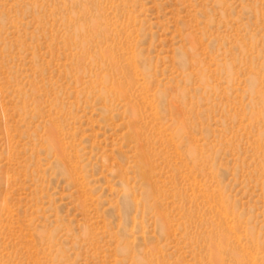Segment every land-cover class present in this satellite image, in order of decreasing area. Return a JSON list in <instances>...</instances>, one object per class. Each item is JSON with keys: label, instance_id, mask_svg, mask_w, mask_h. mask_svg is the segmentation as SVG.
Wrapping results in <instances>:
<instances>
[{"label": "rangeland", "instance_id": "rangeland-1", "mask_svg": "<svg viewBox=\"0 0 264 264\" xmlns=\"http://www.w3.org/2000/svg\"><path fill=\"white\" fill-rule=\"evenodd\" d=\"M0 264H264V0H0Z\"/></svg>", "mask_w": 264, "mask_h": 264}]
</instances>
